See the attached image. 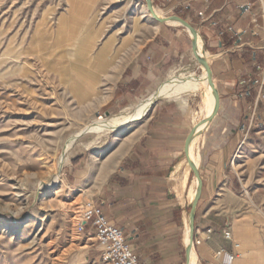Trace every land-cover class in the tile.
<instances>
[{
    "label": "crops",
    "instance_id": "1",
    "mask_svg": "<svg viewBox=\"0 0 264 264\" xmlns=\"http://www.w3.org/2000/svg\"><path fill=\"white\" fill-rule=\"evenodd\" d=\"M151 1L167 18L190 23L200 35V48L211 56L209 94L216 114L200 149L203 185L195 213V238L203 239L195 245L199 263L223 264L227 258L217 253L225 248L236 254L233 264H264V128L259 129L264 119V6L258 8L251 0ZM243 6L249 11L244 13ZM171 20L175 23H158L154 35L142 43L102 111L122 109L154 93L164 75L197 49L192 31ZM231 29L246 31L242 40ZM247 89L251 95L241 97ZM193 121L190 108L160 101L130 133L112 167L96 173L93 162L82 170L80 153L67 167V184L83 189L82 179L89 182L87 196L122 230L140 264H189L185 239L193 172L184 191L181 187ZM229 216L238 249L223 234ZM208 229L211 239L204 241ZM84 235L108 264L93 231L88 227Z\"/></svg>",
    "mask_w": 264,
    "mask_h": 264
},
{
    "label": "rangeland",
    "instance_id": "2",
    "mask_svg": "<svg viewBox=\"0 0 264 264\" xmlns=\"http://www.w3.org/2000/svg\"><path fill=\"white\" fill-rule=\"evenodd\" d=\"M156 26L144 0H0V264H104L97 245L77 231L83 206L94 202L89 182L82 179L83 189L68 185L67 167L78 153L82 170L93 162L96 173L112 167L141 121L85 134L68 155L64 149L96 118L151 95L102 111ZM194 50L172 69L189 65L202 75ZM76 71L87 76V87L76 88ZM189 103L196 129L202 97ZM259 124L263 129L264 119ZM232 222L229 216L226 227Z\"/></svg>",
    "mask_w": 264,
    "mask_h": 264
},
{
    "label": "bare ground",
    "instance_id": "3",
    "mask_svg": "<svg viewBox=\"0 0 264 264\" xmlns=\"http://www.w3.org/2000/svg\"><path fill=\"white\" fill-rule=\"evenodd\" d=\"M264 1V0H263ZM146 13L149 15V9L146 7ZM156 13L160 17H166L165 12L159 8H156ZM167 13V12H166ZM152 17V15H151ZM153 19V17H152ZM154 20V19H153ZM175 23L173 20L169 21V24ZM193 38L198 41V47L194 50V55L197 59V67L200 71H202V75H198L196 72L192 71L191 66L188 65L184 68H174L172 69L169 76L164 79L161 85L156 89L154 93L149 95L146 98L141 99L137 104L131 105L120 113L109 116L107 118L98 119L96 118L92 125L84 128L83 130L79 131L76 136H74L67 144L64 149V155L73 151L75 145L78 142V139L85 134H102L106 131H118L121 129H125V126L130 124L140 122L150 111L157 105L160 101H167L173 102L176 101L180 104L183 108L188 109L190 106V99L193 96H200L202 97V104L200 105V109L197 114V121H196V129L192 134V139L190 141V145L187 149L188 153V162L186 165V171L183 177V185L181 187L182 191L186 186V182L190 176V173L200 170V163H201V151L200 145L204 141L205 131L207 130L208 126L210 125L211 121L213 120L214 111L206 97L208 90L211 88L212 76L210 71L208 70L210 64L211 56L205 49L200 48V39L199 35ZM75 57V56H74ZM75 82L76 88H84L87 87L89 84V80L85 77L84 74L76 71L75 72ZM87 94V93H86ZM98 100V99H97ZM68 160V159H67ZM60 179V177H59ZM62 181V180H61ZM64 183V181H63ZM194 185L191 189L190 199L191 202L194 203L197 199V195L200 188V183L195 176L194 178ZM190 223L186 222L187 228V235L185 239V244L187 247L190 248V264H200L198 260V254L196 252V248L193 247L191 244V227H192V216L188 218Z\"/></svg>",
    "mask_w": 264,
    "mask_h": 264
},
{
    "label": "built area",
    "instance_id": "4",
    "mask_svg": "<svg viewBox=\"0 0 264 264\" xmlns=\"http://www.w3.org/2000/svg\"><path fill=\"white\" fill-rule=\"evenodd\" d=\"M243 11L244 13L248 12L249 7L243 6ZM230 31H232L234 36L240 40H242L241 37L246 33V31L239 32L234 31L233 29ZM243 83L247 84L251 83V81ZM252 83L258 85L260 84V80H254ZM250 95L251 90L247 89L241 94V97H249ZM82 218L83 219L80 221L77 229L78 233L84 235L88 227L93 231V234H95V237L97 238L98 245L102 250L104 260L108 264H140L138 257L133 253L132 249H130L125 234L120 228L111 223L99 204L96 202L86 203L83 206ZM211 233V229H208L204 233V241L211 239ZM223 234L226 240L232 242L235 249L239 248V246L233 241V231L230 227H225ZM202 241L203 239L199 235V237L194 240V246L200 245ZM217 256L227 258L223 264H233V260L236 258L235 253L228 252L225 248L221 249L217 253Z\"/></svg>",
    "mask_w": 264,
    "mask_h": 264
},
{
    "label": "water",
    "instance_id": "5",
    "mask_svg": "<svg viewBox=\"0 0 264 264\" xmlns=\"http://www.w3.org/2000/svg\"><path fill=\"white\" fill-rule=\"evenodd\" d=\"M145 3H146V7L147 9H149V12L151 13L154 21H156L157 23L159 24H164V25H169V21L171 19H175L177 21H179L181 24H183V26L181 27L184 31L188 29H190L193 33V35L196 37L197 34L199 35V33L196 31V29L190 24V23H186L185 21L181 20L180 18H177V17H170V18H167V17H160L157 13H156V8H154L153 6V3L151 0H144ZM200 36V35H199ZM194 42V40H193ZM210 69V68H209ZM217 100L219 101V97H218V94H217ZM218 109V108H217ZM216 109V111H217ZM216 114V112H215ZM214 114V116H215ZM190 137L188 138V141L186 143V146L188 145L189 141H190V138L192 137V131L190 132ZM194 175L197 177L199 183H200V188H199V192H198V195H197V200L193 203V207H192V210H191V213L190 215L192 216V227H191V231H192V234H191V244L194 246V240H195V220H196V208H197V204L199 202V197H200V194H201V190H202V185L203 183L201 182V178H200V170L199 171H193ZM187 251H188V263L190 262V253H191V250L190 248L187 247ZM190 264V263H189Z\"/></svg>",
    "mask_w": 264,
    "mask_h": 264
}]
</instances>
